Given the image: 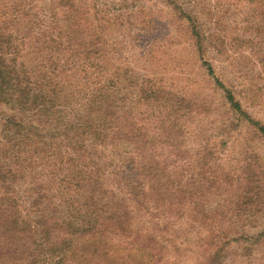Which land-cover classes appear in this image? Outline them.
<instances>
[{"label": "trees", "instance_id": "16d2710c", "mask_svg": "<svg viewBox=\"0 0 264 264\" xmlns=\"http://www.w3.org/2000/svg\"><path fill=\"white\" fill-rule=\"evenodd\" d=\"M160 1L165 16L140 0L0 3V264H149L117 249L113 235L130 237L142 212L182 210L204 226L206 211L199 220L190 212L213 190L229 224L212 234L203 264H224L234 243L264 242V231L245 232L264 216L259 155L223 167L227 141L202 137L218 120L197 87L209 83L234 129L243 122L264 139V122L239 95L254 105L257 97L227 84L207 58L227 43L222 17L208 25V0ZM127 36L140 62L127 56ZM169 64L162 83L157 70Z\"/></svg>", "mask_w": 264, "mask_h": 264}, {"label": "rangeland", "instance_id": "374dc122", "mask_svg": "<svg viewBox=\"0 0 264 264\" xmlns=\"http://www.w3.org/2000/svg\"><path fill=\"white\" fill-rule=\"evenodd\" d=\"M208 2L212 8L215 7L213 13L207 16L208 25L210 24L211 26V20L214 21L216 15L217 18L222 17L220 26L224 30L223 34L226 36L227 43L222 55L217 54L216 50L211 48L207 58L212 61L217 74L227 84H238L236 89L240 90V92L244 88L253 90L251 94L257 97L255 105L248 99L249 95L245 96L247 92L239 96L243 101L244 107L252 116L264 122V62H261V60H264V54L259 50L261 46L259 35L254 30L256 23L264 26V6H262L264 3L260 0H208ZM0 3L11 5V0H0ZM140 4L154 11L164 9L163 16L170 12V8L160 0H140ZM40 14H42V10H40ZM170 29L176 39L183 38L182 31L177 30L176 23L171 25ZM260 36H264V34ZM129 41H131V37L127 36V56L140 62L137 52L133 49L132 44H129ZM169 54L168 52L163 59H168ZM160 57L161 55H159L158 59ZM171 66L173 65L169 64V68L164 66V69L159 67V70H157L156 78L158 80L161 79L162 83L165 79L166 82L169 81L172 74L170 72ZM189 68L194 69L192 66ZM191 72L194 76V71ZM195 77H198L199 81V76L196 75ZM183 83L187 86L186 82ZM208 84L203 85L199 81L197 92L208 102H211L210 114H214L213 117H216L219 123L215 122L212 127L208 123V119H206L209 115H204L205 117H202L205 118L203 122L205 125L206 123L208 124L203 128L202 137H206L205 141L207 138L218 140L217 142H220V140L227 141V150L221 161L226 170L252 161L251 158L254 154L259 155V163L262 165L263 170L261 172L264 178V139L243 122L234 129V118L222 106L220 92L215 93ZM193 117L199 116L194 115ZM223 120L227 124L233 122L231 123L233 131L230 130V133H228L222 129ZM197 121H199V118L195 122ZM228 134L231 135V138L227 137ZM238 160L241 161L238 162ZM115 186L114 188L119 191ZM223 186L226 188L225 185ZM194 192L195 196H197L198 192L196 189ZM228 193H232V188H230ZM220 194L221 191L219 192L218 190H213L211 194L206 191L204 201L199 200V205L195 206V210L192 209L190 212L191 216L199 220L201 213L205 210L209 218L215 221L212 223L209 219L204 225L207 229L202 223L194 221L191 217L188 220L186 215H181L182 210L179 208L180 211L175 209L169 215H154L142 212L136 217L135 229L130 237L113 235L117 249L125 252L134 250L133 253L135 255L132 260H137L138 257L145 255L143 259L145 263L149 260V264H203L213 250L208 244L212 234L217 232L216 230L219 227H223L222 224L226 226L229 224L228 220H225L229 217L227 206L223 210L215 206L216 202L221 198ZM200 203L203 204L202 207ZM209 205H211L210 208H208ZM186 213L189 214V210ZM221 217H225L224 220H220ZM254 224L255 228L248 227L245 232L248 234L263 232L264 216L259 218L258 221H254ZM240 230H242V227ZM262 241H264V238ZM224 264H264V242L247 248L244 244L234 243L233 247L228 250Z\"/></svg>", "mask_w": 264, "mask_h": 264}]
</instances>
